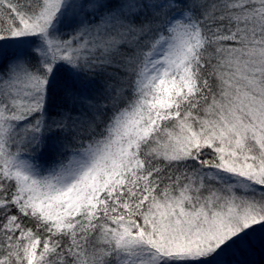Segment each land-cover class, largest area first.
Returning <instances> with one entry per match:
<instances>
[{
	"label": "snow or ice",
	"instance_id": "obj_1",
	"mask_svg": "<svg viewBox=\"0 0 264 264\" xmlns=\"http://www.w3.org/2000/svg\"><path fill=\"white\" fill-rule=\"evenodd\" d=\"M0 264H264V0H0Z\"/></svg>",
	"mask_w": 264,
	"mask_h": 264
}]
</instances>
